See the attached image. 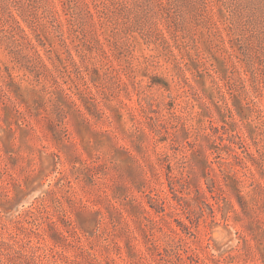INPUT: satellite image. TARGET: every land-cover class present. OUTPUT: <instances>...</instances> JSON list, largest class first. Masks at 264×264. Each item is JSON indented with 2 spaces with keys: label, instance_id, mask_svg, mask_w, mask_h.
<instances>
[{
  "label": "rangeland",
  "instance_id": "obj_1",
  "mask_svg": "<svg viewBox=\"0 0 264 264\" xmlns=\"http://www.w3.org/2000/svg\"><path fill=\"white\" fill-rule=\"evenodd\" d=\"M0 264H264V0H0Z\"/></svg>",
  "mask_w": 264,
  "mask_h": 264
}]
</instances>
